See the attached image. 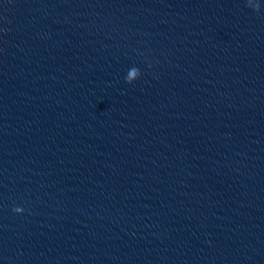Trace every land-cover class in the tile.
I'll list each match as a JSON object with an SVG mask.
<instances>
[{
	"label": "clouds",
	"instance_id": "9594fccd",
	"mask_svg": "<svg viewBox=\"0 0 264 264\" xmlns=\"http://www.w3.org/2000/svg\"><path fill=\"white\" fill-rule=\"evenodd\" d=\"M259 8H260V5H259V3H257V5H256V7L254 8V10L259 11ZM9 23H10V21H9ZM5 31H6V30H5ZM127 82H128V81H127ZM14 211L17 212V213H22V212H23V209L20 208V207H16V208H14Z\"/></svg>",
	"mask_w": 264,
	"mask_h": 264
}]
</instances>
